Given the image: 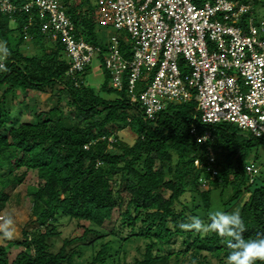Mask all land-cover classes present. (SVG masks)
Masks as SVG:
<instances>
[{"label": "trees", "instance_id": "1", "mask_svg": "<svg viewBox=\"0 0 264 264\" xmlns=\"http://www.w3.org/2000/svg\"><path fill=\"white\" fill-rule=\"evenodd\" d=\"M10 1L21 6L26 0ZM113 1L60 0L75 35L103 49L98 55L101 61L106 48L95 27L104 23V16L97 11L105 4L110 13ZM40 25L36 8L31 13L0 11V42L8 48V54L0 56L8 68L0 72V210L8 198L6 187L21 183L29 170L39 179L28 188L37 227L25 230L21 240H10L23 249L12 260L9 243L0 244V264H75L81 251L67 247L97 234L114 211L118 227L130 229L120 236L121 247L133 235L147 240L136 264H225L229 249L215 233L197 234L179 227L192 215L208 223L214 210L239 209L244 237L264 234V168L252 183L245 172L246 163L258 159L263 139L227 122L204 125L196 117L194 101L169 104L154 120H144L140 104L130 102L125 85L111 87L105 69L98 89L86 80L89 66L79 75L68 74L70 61L63 46ZM47 38L51 45L45 44ZM24 45H32L35 52L24 54ZM32 91H54V105L47 110L30 107L27 97ZM18 93H22L19 105L31 122L12 118L7 107L8 96ZM192 123L199 132L211 131L218 168L214 178L194 164L195 159H205L206 145L195 142ZM123 129L135 135L131 145L120 138ZM20 168L24 172L16 174ZM204 181L207 188L201 189ZM59 215L89 225L79 226L81 235L64 238L53 250ZM115 229L113 234L121 232ZM176 237L181 238V247L173 251L170 242ZM163 247L167 252H160ZM110 248L109 242L101 244L86 264H114L111 255L107 257Z\"/></svg>", "mask_w": 264, "mask_h": 264}, {"label": "built area", "instance_id": "2", "mask_svg": "<svg viewBox=\"0 0 264 264\" xmlns=\"http://www.w3.org/2000/svg\"><path fill=\"white\" fill-rule=\"evenodd\" d=\"M250 6L239 0H114L104 23L110 28L106 39L101 37L109 85H125L144 120H154L171 103L194 101L204 125L227 122L264 140V20L236 24ZM33 8L40 30L63 46L70 61L67 73H83L103 49L75 35L60 0H26L21 6L0 0L1 12L31 13ZM190 133L206 145L205 159L194 164L216 177L211 131L199 132L192 123ZM260 170L256 161L246 163L250 183Z\"/></svg>", "mask_w": 264, "mask_h": 264}, {"label": "rangeland", "instance_id": "3", "mask_svg": "<svg viewBox=\"0 0 264 264\" xmlns=\"http://www.w3.org/2000/svg\"><path fill=\"white\" fill-rule=\"evenodd\" d=\"M240 2H243L244 4H250L249 12L241 15V19L239 22H236V24L240 26L247 27L248 26V18L249 20L258 25L260 20H264V0H239ZM73 2V1H72ZM104 4V3H103ZM109 6H106L105 4L103 7L100 8L99 11H97V14H102L104 16L103 22L106 23L109 18ZM104 23H98V25L95 27V30L99 31L101 34V37L105 40L106 39V29L110 28L109 25H106ZM10 26L12 28H15L16 25L14 22L10 23ZM120 37L124 42L129 41V37L126 32L121 31ZM52 41H50L48 38L46 39L45 44L51 45ZM1 43V42H0ZM28 44V43H27ZM22 51L24 54H32L35 52V49L32 45H24L22 46ZM1 56V54H0ZM66 58V56H65ZM67 60V59H66ZM104 66L102 65V61L97 58H94L91 65L89 66V70L86 73V80L88 84L92 86L94 89H98L102 82L104 81ZM56 89V88H55ZM1 92V89H0ZM53 93V95H52ZM66 95L62 96V104L66 103ZM22 100V93H18L17 96H8L7 100V107L11 111L12 118L20 119L21 121H28L31 122L32 117L28 115L27 111L20 107L19 102ZM55 96L54 91H47V92H37L32 91L31 94L27 97V103L30 107H37L40 110H47L51 108L55 103ZM171 104H176L171 103ZM20 110L22 111V114L20 116ZM64 113L68 114L66 108H64ZM199 116V113L197 112L196 117ZM194 117V118H196ZM248 132L247 130L243 133ZM120 138L125 141L128 145H131L134 142L135 135L132 134L128 129H123L119 133ZM111 148V147H109ZM115 151V149H112ZM259 157L256 160L257 165L261 167L262 170V154L263 150L260 149V152H258ZM252 157H250V160ZM24 168H20L15 170L16 174H21L24 172ZM264 177V175H262ZM39 183V179L37 178L36 172L34 170H29L26 172L24 180L14 186H8L4 189V192L7 194L8 198L6 200V203L4 207L0 210V244L5 245L8 244V256L9 259L12 260L16 254H18L20 251H22V247L16 246L11 244L10 240H21L23 238V232L25 230L31 231L35 227H37V223L35 221V217L31 213V196L28 193V188L31 186H35ZM201 189H206V185H202L200 187ZM167 193H165L166 195ZM243 199V198H242ZM241 200V199H240ZM239 200V201H240ZM237 204L233 205L232 209H234ZM232 211V210H230ZM118 217V212L114 211L112 215V219L110 221H106L102 227L97 228L98 235L97 234H89L86 241L83 243L75 242L67 247V249L75 248L81 251L80 255L75 257V264H86L88 261L91 260V258L95 255V253L99 250L100 245L109 242L111 244V248L107 253V257L111 255V260L114 261V264H136L135 260L141 258V254L144 252V247L147 242V240L143 237H136L132 236L129 241L126 244H121V235L126 236L127 233L130 232V229L127 228H120L118 227V223L115 221ZM8 218H11L13 220L12 224V231L13 236L12 238H6L3 235V228L5 226V222ZM206 223V222H205ZM89 225L88 222L85 221H78L74 219H70L66 216L59 215L58 221L56 223L57 231L59 232L58 237H55L51 240L53 246V250H58L61 246L64 238H72L74 236H79L82 233V229L79 226H87ZM115 228H119L121 232L117 234H113L112 230ZM115 232H118V229H115ZM6 238V239H5ZM181 247V238L176 237L174 240L170 242V249L173 251L179 250ZM164 248V247H163ZM161 249L160 252L166 251L165 248ZM167 252V251H166ZM168 264H174L173 262H169Z\"/></svg>", "mask_w": 264, "mask_h": 264}, {"label": "clouds", "instance_id": "4", "mask_svg": "<svg viewBox=\"0 0 264 264\" xmlns=\"http://www.w3.org/2000/svg\"><path fill=\"white\" fill-rule=\"evenodd\" d=\"M0 54L7 55L8 48L0 43ZM5 63L0 62V72H7ZM208 223L197 215L187 218L179 227L183 230L194 231L205 235L215 233L226 244L229 252L225 264H264V234L246 239L244 218L239 209L232 211L214 210L208 214ZM13 220L8 218L3 228V235L12 238Z\"/></svg>", "mask_w": 264, "mask_h": 264}]
</instances>
